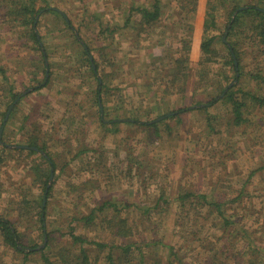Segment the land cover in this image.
Instances as JSON below:
<instances>
[{"label": "rangeland", "instance_id": "obj_1", "mask_svg": "<svg viewBox=\"0 0 264 264\" xmlns=\"http://www.w3.org/2000/svg\"><path fill=\"white\" fill-rule=\"evenodd\" d=\"M232 1L240 5L247 2L50 0L51 7L66 14L73 30L53 14L40 13L36 32L46 57L22 35L19 26L0 16V65L8 75L7 82L0 78V112L7 114L12 105L9 89L20 93L17 110L10 118L13 109L9 111L4 125L1 120L5 118L0 116V148L5 145L8 150L0 153V217L14 223L25 253L28 249L36 252L24 258L22 252L4 246L0 235V264H64L54 254L56 248L69 246L67 234L71 230L94 243L121 244L123 241L112 236L102 221L108 218L107 210L95 211L96 218L90 224L81 220L106 201L116 205L118 218L132 223L133 237L149 243L156 254L162 247L151 242L162 241L186 262L198 264L193 256L201 247L199 243L216 240L218 223L215 216L203 225L200 220L191 223L193 215L196 217L191 200L184 205L191 212L179 220V185L199 190L214 201L229 204L237 200L234 206L225 208V217L233 215L231 220L241 221L237 224L244 229L254 222L252 232L258 231L253 236L263 235L259 230H264L263 109L249 100L241 111L244 123L231 130L226 123L233 118L229 105L217 102L199 108L201 101L210 100L225 85L227 89L233 87L237 96L247 91L264 96V83L248 78L258 70L264 75V45L260 39L242 24L223 41L228 24L226 10ZM155 3L159 4L157 20L138 26L144 23L135 8L151 11ZM210 14L214 15L215 27L205 34L203 21ZM99 24L109 30L106 35L101 34ZM208 36H215L216 53L210 60L200 49L201 41ZM231 40L239 53L240 80L232 78L230 65H226L224 44ZM83 42L88 44L94 64L86 60ZM91 67L105 86L99 96ZM224 72H228L227 80ZM188 107L192 109L177 118H160L157 138L152 129L102 124L135 117L148 122ZM23 115H28L24 120L28 127L21 132L17 126ZM206 115L217 117L212 129ZM37 131L42 136L39 141L45 142L47 154L56 163L41 224L40 200L33 199L42 196L43 186L35 173L48 170V163L41 158L40 150L29 154L28 148L16 147L25 145V132ZM252 171L255 173L248 178ZM83 182H88L86 187H80ZM72 184L81 190L71 193ZM162 192L169 205L159 198ZM253 210L260 213L253 214ZM48 234L57 239L54 246L44 250ZM196 239L198 242L191 243ZM244 247L238 245L235 250L242 253ZM84 249L88 264H107L106 248L88 243ZM72 250L73 263L79 264L80 251L76 247ZM259 263L264 264V259ZM116 264L125 263L120 259Z\"/></svg>", "mask_w": 264, "mask_h": 264}, {"label": "trees", "instance_id": "obj_2", "mask_svg": "<svg viewBox=\"0 0 264 264\" xmlns=\"http://www.w3.org/2000/svg\"><path fill=\"white\" fill-rule=\"evenodd\" d=\"M50 0H2L1 7L3 10H1V18L4 21H8L14 26H19L22 29V35L29 41L34 42L37 45V48L42 50V46H40V37L39 33L36 32L37 23L39 14L43 13H50L54 16L62 19L63 23L70 29L73 30L71 26V22L68 20L66 14L57 11L55 8L50 6ZM243 1V0H242ZM247 2L243 5H240L236 1H232L229 4V7L226 10V15L228 19V24L226 26L227 34L226 36L230 37L233 36L235 33L234 31L238 29L242 24L246 25L249 29H251L255 33V37H258L262 44L264 45V0H246ZM209 2V1H208ZM40 3H43L42 6H38ZM210 3V2H209ZM221 3V1H220ZM158 3H155L152 5V10H138L135 8V11L139 12L141 14L142 22L144 24H139L138 26L142 27V25L151 24L152 22L156 21L159 15V7ZM211 10H216L215 5L209 4ZM243 10H239L235 16L233 21L231 22L232 14L239 8H243ZM209 19H204L203 21V33L206 34L207 31H210V29H213L215 27V20L214 15L210 14ZM247 19L246 22L243 20ZM229 25V27H228ZM99 30L101 34H105L109 32V30H105L106 28H103L102 24H99ZM139 27V28H140ZM138 28V27H137ZM112 31H110L111 33ZM106 35V34H105ZM215 40V36H208L204 38L201 41L200 49L201 52L206 56L207 60H210L214 58V54L216 51L213 49V42ZM226 41V37H225ZM80 42V41H79ZM81 43V42H80ZM84 44H81V46L84 49V54L87 56V61L91 62V64H94V60L89 55V49L88 44L86 42H83ZM228 60L226 61V65H230V72L233 73L232 78L238 79L242 77V68L239 59V53L236 48V44L234 41H229L224 44ZM42 52V56L46 57L45 52ZM216 57V56H215ZM91 58V60H90ZM236 61L237 67L234 65V62ZM96 66V64H95ZM91 70L93 72V76L97 82V96H99L102 92V90L105 88L103 81L97 76L96 69H93L91 67ZM228 72H224V78L227 77ZM239 73V74H238ZM236 74L238 76L236 77ZM0 78L2 80H5L4 82H7L8 75L7 71L3 70V68L0 65ZM248 78L251 79L254 82L261 81L264 83V75L261 73L260 70L256 71L255 73H249ZM227 80V78H226ZM199 84V83H198ZM9 95L12 98V105L9 106V108L12 106L9 115V118L12 114L16 112V106L18 105L19 99L16 101V98L20 96L19 94H16L15 92H12V90H8ZM236 90L233 89V87L227 89V85L220 87V90L218 91L216 95L212 96L210 100H207L205 102L201 101L199 103L200 109H205L210 106H213L217 102H221L223 104L229 105L232 112V121L226 122L227 125H230V129L233 130V128H236L237 126H240V124L244 123L241 111L246 107V104L249 100L253 101V103L258 107L262 108L264 111V96L260 94H254L251 92H244L241 93L240 96H237ZM99 100L97 99V102ZM201 105V106H200ZM8 109V108H7ZM100 109V108H99ZM192 108H184L179 110L178 113H165L159 117H156L152 121L148 122H140L139 119L135 118H128V119H112L109 122H102L103 126L111 125L116 127L119 124H127V125H133L135 127H138L139 129H142V131H146L147 129H152L155 137L157 138V128H158V122H160V118H174L178 117L180 114L186 111H190ZM6 113H1L0 116L2 118H5ZM9 114V113H8ZM28 117V115H23L22 118L19 120L21 123L19 126H17L16 123L12 124L13 122H8V125L17 126V129L21 132L25 131V129L28 127V122H25L24 120ZM206 121L209 126H211L212 129V123H218L213 122L217 119L215 116L206 115ZM8 118V116H7ZM164 118V119H165ZM103 118L101 117L100 120ZM4 119L1 121L3 122ZM17 122V121H16ZM71 123V122H70ZM27 126V127H26ZM113 131L116 132V129ZM4 134V132H3ZM27 135L25 137L26 140H24V143L26 146H28V153H35L37 151H44L46 154L47 149L44 146L45 142L42 140L39 141V139L42 137L37 132L32 133H24ZM231 135V132L229 134V137ZM156 141V140H155ZM42 143V144H40ZM30 147H36L37 151L32 150ZM7 147L3 145L0 148V153L3 151H8L6 149ZM24 150V149H23ZM21 150V151H23ZM49 160H47L44 156L41 155V158L45 160L48 163V170L47 168H44V170L40 172H36L37 168H33L35 170V174L38 176V182L42 183L43 189H42V196L44 195L45 199L49 198L52 191V185L47 189V182L49 179L50 169L52 168L55 170V161L47 154ZM1 161V159H0ZM255 172H251L248 175V178H251L252 175ZM88 182H83V185L80 187H86ZM79 186L71 185V193L81 190ZM47 189V192L45 193V190ZM177 196L176 200L179 201V207H180V213H177L178 219L180 220V216L182 217H188L187 215L191 210L185 209V204L192 202L190 205V208H193L195 210L193 215V221L191 223H194L196 220H200L201 224L208 223L210 221L211 217L216 218L217 228L214 232L218 237H216V240H208L204 241L201 240V247L198 249L197 254L193 256L198 264H260L259 262L264 259V230L259 229L260 231H263V235L260 234L259 237H255V232H252V227L254 225L251 224L248 229H244L243 225H238L237 223L242 222L238 220H231L232 216H229L228 218L225 217V211L228 206H234L235 202L237 200H234L232 203L226 204L222 203L221 201H214L213 199L209 198L208 195L203 194L199 190L192 189L189 190L186 186L183 187L179 185L177 189ZM240 193V192H239ZM238 193V194H239ZM165 193L162 192L159 195V198L161 199L162 203L164 205H169L170 201L164 198ZM241 193L239 194V196ZM34 198V202L37 200H40L39 207H40V216L38 218L39 223L41 224L43 222V214L46 211L45 206L42 205L41 200L43 201V197ZM196 198V199H195ZM195 200V201H193ZM163 205V206H164ZM194 205V206H193ZM155 206H159V203H157ZM96 210H91L88 216H84L81 220L84 221L87 224H90L94 221L96 218V212L98 213H105L107 210V217H104L102 221L106 224L105 228L106 230L115 238L121 239L123 242L121 244H105V243H94L89 241L87 236L85 235H76L73 230L68 232L67 236L69 238V243L67 247L61 249L56 248L55 251V257L59 259L64 264H74L72 260V254L73 250L72 248L78 249L80 252L79 257V264H88V253L84 249V246L88 243L95 244L98 246L101 250L107 249V256L106 261L107 264H116L120 259L124 261L125 264H192L188 263L185 260H183L178 255V251H174L173 247L169 244H164L162 241H152L151 243H154L155 245H160L162 247L161 253L156 254L155 249L153 247H149V243H145L143 240H138L133 237L134 232L132 231V223L128 221L126 218H118V209L115 204H112L109 201L101 203V205ZM162 212V211H161ZM253 214L255 212L260 213V211H252ZM109 213V214H108ZM183 213V214H182ZM101 215V214H100ZM251 215V214H250ZM203 219L207 220H202ZM212 218V219H215ZM219 219L221 220V223L219 224ZM215 223V222H214ZM216 225V224H215ZM214 225V226H215ZM40 229H44V226L41 225ZM221 237L220 238V234ZM259 232H257V235ZM0 235L2 239V243L4 246H7L9 248H12L14 251L18 253H23L24 258L31 254H35L36 252L32 251V249L29 251V253H25L20 248V236L17 228L14 226V223L12 221L0 217ZM252 236V237H251ZM57 238L54 236H51L48 234V244L46 245V249L51 248V245L53 244ZM200 240V239H199ZM198 242V239L192 240L191 243ZM206 242V243H205ZM262 246H261V245ZM238 245H245L242 253H238L235 250V247ZM146 246L148 248H146ZM262 247V248H261ZM34 248V246H33ZM242 248V247H241ZM41 251L40 253L44 252ZM76 251V250H75ZM118 251V252H117ZM115 255V257H114ZM166 255V256H165Z\"/></svg>", "mask_w": 264, "mask_h": 264}, {"label": "water", "instance_id": "obj_3", "mask_svg": "<svg viewBox=\"0 0 264 264\" xmlns=\"http://www.w3.org/2000/svg\"><path fill=\"white\" fill-rule=\"evenodd\" d=\"M244 9V7L243 8H239V9H237L233 14H232V17H231V22L233 21V19H234V16H235V14L239 11V10H243ZM228 27H229V25H228ZM226 34H227V30L225 31V34H224V36H223V41H225V37H226ZM90 60H91V58H90ZM234 65L237 67V63H236V61L234 62ZM46 74H45V77H46V79H47V77H48V70L46 69V72H45ZM238 76V74H236V77ZM232 85V84H231ZM231 85H229V86H231ZM29 91V90H28ZM25 93H23L22 95H24ZM21 95V96H22ZM18 100V98H16V101ZM101 106V105H100ZM11 108H12V106L8 109V112H7V114H6V116H5V119L3 120V125L5 124V122H6V120H7V116H8V113H9V111L11 110ZM2 127L3 126H1V128H0V138H1V133H2ZM17 148H22V149H27L28 147L27 146H25V145H22V146H16ZM32 150H35V151H37V148H31ZM40 153L41 154H43V156L47 159V160H49V158L47 157V155L43 152V151H40ZM52 176H53V169L51 168V171H50V175H49V180H48V182H49V184H48V186L46 187L47 189L49 188V186H50V181H51V179H52ZM47 189L45 190V193L47 192ZM45 205V197H44V200H43V206ZM45 241H46V235H44V244H45ZM44 244H43V246H44ZM31 249H28L27 251H30Z\"/></svg>", "mask_w": 264, "mask_h": 264}]
</instances>
